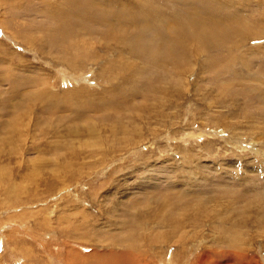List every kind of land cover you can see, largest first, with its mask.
Masks as SVG:
<instances>
[{"label": "rangeland", "instance_id": "1", "mask_svg": "<svg viewBox=\"0 0 264 264\" xmlns=\"http://www.w3.org/2000/svg\"><path fill=\"white\" fill-rule=\"evenodd\" d=\"M65 1L0 0V264H264V0ZM196 10L219 47L131 44Z\"/></svg>", "mask_w": 264, "mask_h": 264}, {"label": "bare ground", "instance_id": "2", "mask_svg": "<svg viewBox=\"0 0 264 264\" xmlns=\"http://www.w3.org/2000/svg\"><path fill=\"white\" fill-rule=\"evenodd\" d=\"M102 1V3L104 2V4L105 3H109L110 2V6H111V4H113L114 3V0H101ZM126 1V0H125ZM206 1V0H205ZM82 2V0H66L65 2H64V4H66V6H69V7H72L73 5H71L70 3H73L74 5L77 3V4H79V3H81ZM115 2H116V0H115ZM119 2V1H118ZM117 2V3H118ZM120 2H121V0H120ZM119 2V3H120ZM123 2V1H122ZM121 2V3H122ZM128 2V1H127ZM127 2H125V4H129V3H127ZM57 3V2H56ZM59 3V2H58ZM107 3V4H108ZM119 3H118V5H119ZM200 3V2H199ZM198 3V4H199ZM61 4V3H60ZM63 4V5H64ZM85 4V3H84ZM101 4V3H100ZM99 4V5H100ZM123 4V3H122ZM132 4L134 5L135 4V7L137 8L136 10H135V12H134V15H133V18L131 19V18H129V20L131 19V20H133L134 22L133 23H135L134 25L137 27V30H138V27H140V26H138L137 24H139L140 22H142V20L143 19H145V18H147V17H150V15H152L151 13H149L148 11H146L145 10V8L147 7V5L146 4H144L143 3V0H134V1H132ZM151 4V3H150ZM102 5V4H101ZM100 5V6H101ZM100 6H98L99 8H100ZM104 6H107V5H104ZM104 6H103V8H104ZM109 6V7H110ZM113 7L115 6L116 7V5L115 4H113L112 5ZM112 6H111V8H112ZM125 6V5H124ZM124 6H123V8H124ZM130 7H133L132 5L130 6ZM68 8V7H67ZM79 8V10L80 11H78V10H73L72 11V14L68 11V9H66V11L65 10H60V9H58V11L60 10L61 12H59V13H51V15L50 16H52V17H54L56 20H57V22H58V24H61L62 22H64V23H66V24H61V26H60V28L58 29V27H57V29L58 30H56L57 32H61L62 34L63 33H65V32H72L71 30H70V25L71 24H68V21L70 20V19H74V21H73V23L74 22H78V25H80L79 26V30H81L82 29V27L84 26L85 27V25H86V23L88 22V19L90 18L89 16L91 15V10L90 9H85V10H83V9H81V7L79 6L78 7ZM94 8H96V7H94ZM102 8V7H101ZM102 8V9H103ZM106 8V7H105ZM108 8V7H107ZM121 8V7H120ZM120 8H119V10H120ZM125 8H127L126 6H125ZM124 8V9H125ZM129 8V7H128ZM102 9H101V11H102ZM118 9V8H117ZM133 9V8H132ZM96 10V9H95ZM100 10V9H99ZM107 10V9H106ZM109 11L111 10L110 8L108 9ZM113 10H115V9H113ZM98 10H96V11H94V12H96L95 14L96 15H98L97 12ZM109 11H108V13H109ZM118 11V10H117ZM79 12H80V14L81 15H79ZM105 11L103 10V13H104ZM113 12V11H112ZM112 12H110V13H112ZM115 12H116V10H115ZM114 12V13H115ZM125 12V11H124ZM131 12V11H130ZM129 12V13H130ZM198 12H199V10L197 11L196 10V12L194 13H191V14H185V13H183V15L181 16V15H176L175 17L177 18L176 20V25L174 26V29H176V32H175V30H174V32L176 33L174 36H172V35H170V38L168 39V40H163L162 39V37H156V38H152L151 40H149L150 41V46L149 45H146V44H144L143 45V43L142 42H140L141 43V46H140V43H137V42H133L132 41V45L134 46V44L136 45V46H138L139 47V49H140V47H142L141 49H144V48H147V47H150V51L148 50V51H146L145 52V55H146V57H150V59L153 61V58H155V60H161V59H163V58H166L167 56H169L170 57V55H172L173 53H177V54H181L180 55V57L182 56V53L183 52H185L186 51V49H189V47L187 48V44H186V42L188 41V40H196L197 41V43H198V47L197 46H195V48L194 49H198L199 47L200 48H202V49H204V50H208V49H211L212 47L213 48H217V47H219V45L221 44V42L223 41V39H224V33H225V29L227 28L226 27V25H223L224 23H223V21L222 22H220V21H218L217 20V18H212L211 19V22H209L210 24V27L208 26V25H205L202 21V19H200L199 18V15H198ZM84 13V16L82 15ZM93 13V12H92ZM100 13H102V12H100ZM99 13V14H100ZM109 13V14H110ZM119 13H120V11H119ZM126 13V12H125ZM48 14V13H47ZM105 14H106V12H105ZM108 14V15H109ZM116 14L117 15H119L117 12H116ZM115 14V16H117ZM131 14V13H130ZM150 14V15H149ZM93 15V14H92ZM101 15V14H100ZM113 15V14H112ZM120 15H121V13H120ZM149 15V16H148ZM198 15V16H197ZM49 16V15H48ZM99 16V15H98ZM98 16H96L97 18H100V17H98ZM102 16H103V14H102ZM101 16V17H102ZM110 16V15H109ZM122 16H123V14H122ZM126 17L128 16V15H125ZM51 17V18H52ZM87 17H88V19H87ZM112 17H114V16H112ZM112 17H110V18H112ZM132 17V16H131ZM152 17V16H151ZM154 17V16H153ZM174 17V18H175ZM202 17V16H201ZM50 18V17H49ZM54 18H52V19H54ZM58 18V19H57ZM93 18V17H92ZM103 18H105V17H103ZM120 19L122 18V17H119ZM119 18H116V19H119ZM206 18H208V17H206ZM66 19V20H65ZM77 19V20H76ZM91 19V18H90ZM89 19V20H90ZM96 19V18H95ZM102 19V18H101ZM106 19H107V16H106ZM109 19V18H108ZM124 19V18H123ZM123 19H122V21H123ZM126 19V18H125ZM155 19V18H154ZM154 19L152 20L153 22H154ZM168 19H170L169 17H168ZM93 20V19H92ZM97 20V19H96ZM156 20V19H155ZM160 20V19H159ZM165 20V19H164ZM93 21H95V20H93ZM103 21V24H104V21L105 20H102ZM101 21V22H102ZM109 21V20H108ZM125 21V20H124ZM126 21H128V18H127V20ZM145 21V20H144ZM171 21H173V19L171 20L170 19V21H168V23L169 22H171ZM71 22V20L69 21V23ZM96 22V21H95ZM129 22V21H128ZM131 22V21H130ZM129 22V23H130ZM152 22V23H153ZM165 22V21H164ZM205 22V21H204ZM217 22H219V24L220 25H218V23ZM105 23H108L107 21L105 22ZM125 23V22H124ZM157 23H158V21H157ZM77 24V23H76ZM88 24V23H87ZM102 24V23H101ZM109 24H111V22L109 23ZM122 24V23H121ZM127 25H129L130 26V24H128V23H126ZM154 24V23H153ZM158 24H160V23H158ZM73 25V24H72ZM125 26V25H124ZM128 26V27H129ZM133 26V25H132ZM134 26V27H135ZM144 26H145V24H144ZM149 26V25H148ZM147 26V27H148ZM166 26H168V25H166ZM223 26H225L226 28H224ZM80 27H81V29H80ZM84 27H83V29L82 30H84ZM95 27V26H94ZM98 27V26H97ZM126 27V26H125ZM135 27V28H136ZM157 27V26H156ZM155 27V28H156ZM85 28H87V27H85ZM133 28V27H132ZM132 28L130 29V27H129V30H130V32H131V30H132ZM150 28V27H149ZM173 28V27H172ZM140 29V28H139ZM144 29V28H143ZM136 30V31H137ZM125 31H126V29H125ZM135 30L134 31H132V32H136ZM139 31V30H138ZM57 32H55V33H57ZM83 32V31H82ZM81 32V33H82ZM140 32V31H139ZM139 32H137L138 34H140ZM157 32V31H156ZM179 32L181 33V35H179ZM224 32V33H223ZM108 33V32H107ZM112 33V32H111ZM115 33V32H114ZM126 33V32H125ZM142 33V32H141ZM160 33V35H161V32H159ZM171 33V32H170ZM70 34V33H69ZM80 34V33H79ZM124 34V33H123ZM136 34V33H135ZM143 34V33H142ZM168 34V33H167ZM172 34V33H171ZM53 35V34H52ZM51 35V36H52ZM56 34H54L53 35V37H54V39L56 38V36H55ZM60 35V34H59ZM105 35V34H104ZM115 36H116V33L114 34ZM129 35H130V33H129ZM132 35V34H131ZM141 35V34H140ZM162 35H163V33H162ZM48 36V35H47ZM63 36H64V34H63ZM62 36V38H60L61 39V41L63 40V42H64V37ZM70 36V35H69ZM68 36V37H69ZM75 36V35H74ZM109 36V38L108 39H110V35H108ZM112 36V35H111ZM127 36V35H126ZM134 36V35H133ZM138 36V35H137ZM137 36H136V38H137ZM145 36V35H144ZM144 36H142V37H144ZM164 36H166V35H164ZM50 36H48V38H49ZM66 37V39H67V36H65ZM113 37V36H112ZM112 37H111V40H112ZM141 37V36H140ZM141 37V38H142ZM64 38V39H63ZM70 38V37H69ZM77 38V37H76ZM117 38H118V36H117ZM136 38H134L133 37V40L134 39H136ZM139 38V37H138ZM141 38H139L138 40H141L142 41V39ZM72 39V38H71ZM107 39V40H108ZM122 39V38H121ZM131 39H132V37H131ZM51 40V39H50ZM56 40H59V39H56ZM67 40H69V39H67ZM73 40V39H72ZM110 40V41H111ZM116 40V39H115ZM125 40V39H124ZM123 40V41H124ZM138 40H136V41H138ZM144 40V39H143ZM229 40V39H228ZM61 41H59V42H57L56 41V43H59L58 45L61 47ZM82 41V40H81ZM123 41H121V42H123ZM146 41V40H145ZM225 41H227L226 40V37H225ZM50 42V41H49ZM51 42H52V40H51ZM50 42V43H51ZM62 42V43H63ZM72 42V41H71ZM74 42V41H73ZM72 42V46H73V44H77V43H75V42H77V41H75L74 43ZM78 42H79V40H78ZM118 42V41H117ZM120 42V41H119ZM232 42V41H231ZM128 43V42H127ZM129 43H130V41H129ZM179 43V44H178ZM188 43V42H187ZM190 43V42H189ZM53 44V43H52ZM64 44V43H63ZM65 44H68V41H67V43H65ZM71 44V43H70ZM78 44H80V43H78ZM124 44V43H123ZM126 44V43H125ZM124 44V45H125ZM176 44V46H174ZM178 44V45H177ZM81 45V44H80ZM130 45V44H129ZM53 47H55L56 45H52ZM58 46V47H59ZM125 46H127V45H125ZM136 46H134V47H136ZM57 47V46H56ZM62 47H64V49H65V46H62ZM75 47V46H74ZM175 47H180L179 49H176ZM83 48V47H82ZM86 49V48H85ZM131 49H132V47H131ZM130 49V50H131ZM190 49L191 50H193L192 49V47H190ZM190 49L189 50H187V51H190ZM133 50V49H132ZM83 51H85V50H83ZM136 51H139L138 49L136 50ZM135 50L133 51L134 53L136 52ZM140 51H142V53L144 52L143 50H140ZM175 51H178V52H175ZM186 51V52H187ZM69 52V51H68ZM68 52H66L67 54H68ZM141 53V54H142ZM188 53V52H187ZM187 53H185L184 55H185V57L184 58H187L186 56L188 55ZM73 54H74V52H73ZM136 54V53H135ZM95 55H97V54H95ZM140 55V54H139ZM148 55V56H147ZM58 56V55H57ZM102 56V55H101ZM65 57H66V55H65ZM77 57V56H76ZM83 57V56H82ZM174 57H176V56H174ZM72 58V57H71ZM81 58V57H80ZM87 58V57H86ZM57 59H59V58H57ZM83 59V58H82ZM93 59V58H92ZM182 59H183V57H182ZM86 60V59H85ZM154 60V61H155ZM164 60V59H163ZM174 60V59H173ZM188 60V59H187ZM82 61V60H81ZM96 61V60H95ZM152 61H151V63H152ZM86 62V61H85ZM150 62V61H149ZM162 62V61H161ZM164 62V61H163ZM166 62H167V60H166ZM171 62H173V61H171ZM170 62V63H171ZM74 63H76V62H74ZM81 63V62H80ZM158 64V63H157ZM159 65H160V63H159ZM169 65V64H168ZM78 69V68H77ZM83 69V68H82ZM75 70V69H74ZM79 70V69H78ZM12 137V136H11ZM125 239V238H124ZM130 246V245H129ZM120 252V251H119ZM116 253V252H115ZM125 256H124V254H118V255H113V254H110V255H108V258H111V259H114L115 258V260H112L111 262V264H126L124 261H122V260H118L119 258H124ZM72 259V258H71ZM101 260H103V259H101ZM97 263V262H96Z\"/></svg>", "mask_w": 264, "mask_h": 264}]
</instances>
